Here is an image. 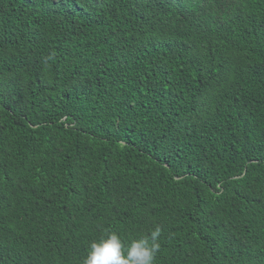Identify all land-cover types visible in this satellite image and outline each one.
Masks as SVG:
<instances>
[{
  "label": "trees",
  "instance_id": "obj_1",
  "mask_svg": "<svg viewBox=\"0 0 264 264\" xmlns=\"http://www.w3.org/2000/svg\"><path fill=\"white\" fill-rule=\"evenodd\" d=\"M264 264V0H0V264Z\"/></svg>",
  "mask_w": 264,
  "mask_h": 264
},
{
  "label": "clouds",
  "instance_id": "obj_2",
  "mask_svg": "<svg viewBox=\"0 0 264 264\" xmlns=\"http://www.w3.org/2000/svg\"><path fill=\"white\" fill-rule=\"evenodd\" d=\"M160 234L161 229L156 227L150 235L127 245L117 233H108L106 238L91 242L83 264H155Z\"/></svg>",
  "mask_w": 264,
  "mask_h": 264
}]
</instances>
